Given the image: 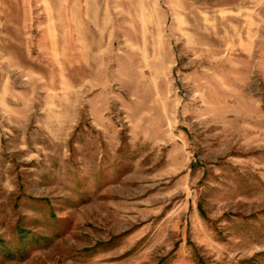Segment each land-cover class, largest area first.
<instances>
[{
    "label": "rangeland",
    "instance_id": "obj_1",
    "mask_svg": "<svg viewBox=\"0 0 264 264\" xmlns=\"http://www.w3.org/2000/svg\"><path fill=\"white\" fill-rule=\"evenodd\" d=\"M0 264H264V0H0Z\"/></svg>",
    "mask_w": 264,
    "mask_h": 264
}]
</instances>
